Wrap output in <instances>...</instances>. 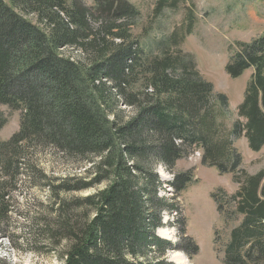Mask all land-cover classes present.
<instances>
[{"label":"trees","instance_id":"obj_1","mask_svg":"<svg viewBox=\"0 0 264 264\" xmlns=\"http://www.w3.org/2000/svg\"><path fill=\"white\" fill-rule=\"evenodd\" d=\"M174 3L157 0L154 11ZM140 16L127 0H0V129L1 107L21 113L18 130L0 138V229L14 195L37 187L47 200L30 216L33 253L62 264H174L175 250L191 259L199 247L178 197L195 180L172 169L197 148L203 165L238 183L233 194L212 193L224 222L241 217L224 263L264 264V169L245 172L232 146L244 132L250 150L264 149V32L236 42L224 66L231 78L253 73L237 108L244 123L222 136L214 104L221 111L227 97L181 53L145 51L133 33ZM173 214L175 243L157 233Z\"/></svg>","mask_w":264,"mask_h":264},{"label":"rangeland","instance_id":"obj_2","mask_svg":"<svg viewBox=\"0 0 264 264\" xmlns=\"http://www.w3.org/2000/svg\"><path fill=\"white\" fill-rule=\"evenodd\" d=\"M127 1L141 13L134 22L133 33L139 37L145 51L154 55L163 47L173 55L175 52L181 53L193 63V69L202 79L212 84L213 95L223 94L227 97V103L221 107V111L214 104L218 112L216 124L219 126V135L229 133L236 120L244 123V119L237 114V108L253 70L250 68L241 76L231 78L224 66L236 49V42H248L264 32V0H175L174 5L165 4L156 12L157 0ZM82 2L93 6L95 0ZM174 32L181 35L177 45L171 42L168 47L163 46ZM1 110L6 122L0 129V138L8 139L19 128L21 113L6 106L1 107ZM232 146L240 154V168L245 172L255 174L264 169V149L257 152L250 150L244 132L238 138H232ZM44 156L39 155L41 164L47 158ZM201 158V150L194 148L178 160L172 169V173L191 170L195 180L181 192L178 200L186 218L187 234L199 247L198 253L191 259L179 250L169 252L168 258L174 264H178V260L179 264H225L224 247L229 241L231 229L241 219L237 217L232 222H224L212 198V193L217 189L227 195L233 194L238 189V183H235L232 174H220L216 168L203 165ZM157 171L164 181L172 177V173L162 167H158ZM94 191L90 189L81 194L88 195ZM14 196V210L9 222L0 229V264H62L56 254H37L29 249L30 216L37 212L38 209L34 210L38 201L46 202V190L25 188ZM39 210L41 212L43 209ZM176 218L174 214L167 216L165 221L168 224L159 231L163 238L174 243L181 239ZM36 242L39 246V241Z\"/></svg>","mask_w":264,"mask_h":264},{"label":"bare ground","instance_id":"obj_3","mask_svg":"<svg viewBox=\"0 0 264 264\" xmlns=\"http://www.w3.org/2000/svg\"><path fill=\"white\" fill-rule=\"evenodd\" d=\"M183 216H184V215H183ZM159 231H161V229H159ZM159 236H161V235H159ZM161 237H162V236H161ZM162 238H163V237H162ZM166 239H167V238H166ZM178 258H179V257H178ZM179 259H180V258H179ZM177 263H178V264L180 263V262H179V260H178V262H177Z\"/></svg>","mask_w":264,"mask_h":264},{"label":"water","instance_id":"obj_4","mask_svg":"<svg viewBox=\"0 0 264 264\" xmlns=\"http://www.w3.org/2000/svg\"><path fill=\"white\" fill-rule=\"evenodd\" d=\"M158 233V235H161L160 233H159V231L157 232ZM161 237V236H160ZM171 262H173L172 260H170Z\"/></svg>","mask_w":264,"mask_h":264}]
</instances>
